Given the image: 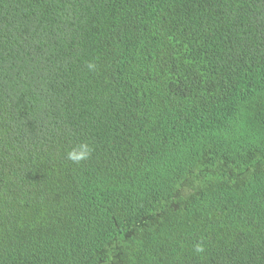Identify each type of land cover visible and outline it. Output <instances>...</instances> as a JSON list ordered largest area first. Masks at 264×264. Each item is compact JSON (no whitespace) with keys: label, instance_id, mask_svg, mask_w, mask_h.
<instances>
[{"label":"trees","instance_id":"16d2710c","mask_svg":"<svg viewBox=\"0 0 264 264\" xmlns=\"http://www.w3.org/2000/svg\"><path fill=\"white\" fill-rule=\"evenodd\" d=\"M0 264H264V0H0Z\"/></svg>","mask_w":264,"mask_h":264},{"label":"clouds","instance_id":"9594fccd","mask_svg":"<svg viewBox=\"0 0 264 264\" xmlns=\"http://www.w3.org/2000/svg\"><path fill=\"white\" fill-rule=\"evenodd\" d=\"M89 67L95 68V65L90 64ZM92 150L93 149L88 143L82 142L77 144L67 153V158L74 163H80L81 161L86 160L90 157ZM195 251L203 252L204 251L203 245L197 244L195 247Z\"/></svg>","mask_w":264,"mask_h":264}]
</instances>
